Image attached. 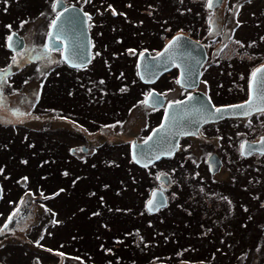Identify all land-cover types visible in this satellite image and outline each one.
Wrapping results in <instances>:
<instances>
[{"label": "rangeland", "instance_id": "rangeland-1", "mask_svg": "<svg viewBox=\"0 0 264 264\" xmlns=\"http://www.w3.org/2000/svg\"><path fill=\"white\" fill-rule=\"evenodd\" d=\"M67 1L91 21L94 58L77 69L45 46L56 0H0V228L22 208L0 234V264H264V153L240 150L264 135V113L204 125L189 138L194 160L184 149L140 168L129 150L160 122L148 91L186 93L176 70L144 85L139 53L191 33L221 49L201 87L217 102L240 99L264 59V0H224L216 12L208 0ZM11 31L25 39L19 51L6 47ZM223 61L232 72L222 77ZM211 152L222 157L216 173ZM157 186L168 204L149 213Z\"/></svg>", "mask_w": 264, "mask_h": 264}, {"label": "water", "instance_id": "water-1", "mask_svg": "<svg viewBox=\"0 0 264 264\" xmlns=\"http://www.w3.org/2000/svg\"><path fill=\"white\" fill-rule=\"evenodd\" d=\"M222 1L212 0L211 7H209L208 1V7L216 8ZM55 5H57L56 8H62L58 13H63V16L61 20L57 21V27H52L51 23L46 44L53 48L62 47L64 61L69 66L79 67L86 65L91 60L92 48L85 12L77 5L64 7L63 0H59V2L56 0ZM56 16L52 22L56 20ZM10 37L11 39H9ZM6 45L12 50H20L25 46V39L18 32L12 31L6 39ZM206 58L207 52L202 42L187 33L176 32L163 44L158 52L151 54L149 50H143L138 55L136 62L137 72L143 82L152 83L163 72L170 70L176 65L179 70L178 80L181 81L179 84L193 87L198 84L201 66ZM261 67H264V62L257 68ZM262 95H264V85L258 84L252 77L249 82V94L246 99L218 106H214L211 99L200 90L193 91L179 100L166 102L162 93L156 89H151L146 95V104L150 106H163L165 104L164 111L160 122L149 131L143 140L137 141L134 139L130 143L131 157L138 165L146 166L157 159L170 156L178 149L180 137L182 135L198 134L202 124L225 117L247 116L254 111H258H249L231 106L242 105L252 99V108L260 109L264 107V101L261 99ZM217 109H221V111L217 112ZM162 124L164 125L163 128H161ZM79 149L87 151L88 148L85 145H81ZM240 150L244 156L253 152L264 153V135L256 140H243ZM206 160L211 173L220 170L222 160L217 152L209 153ZM158 179L163 183H167L169 176L162 172L158 175ZM1 195L2 187L0 182V199ZM160 200L165 202L164 206L167 204V197L163 189L155 187L151 191L150 198L146 201V208L150 212L157 211L160 207H153V202ZM146 264L173 263L154 261Z\"/></svg>", "mask_w": 264, "mask_h": 264}, {"label": "flooded vegetation", "instance_id": "flooded-vegetation-1", "mask_svg": "<svg viewBox=\"0 0 264 264\" xmlns=\"http://www.w3.org/2000/svg\"><path fill=\"white\" fill-rule=\"evenodd\" d=\"M65 1V4L68 6V5H76V4H69L70 2H68L67 0H64ZM224 3V0L222 1V4ZM222 4H221V6H222ZM55 5V4H54ZM77 6H79V5H77ZM80 7V6H79ZM81 8L86 12V14H87V16H88V18H89V25L91 26V21H90V15H89V13L87 12V10L83 7V6H81ZM220 8V7H219ZM218 8V9H219ZM218 9H216V10H212V11H214V12H216ZM58 10H56V12H57ZM59 12V11H58ZM57 12V13H58ZM215 15H216V13H215ZM48 30H49V28H48ZM50 31V30H49ZM48 32V31H47ZM48 33H46V35H47ZM92 38V37H91ZM206 45V44H205ZM46 46H47V50H48V52L49 53H51V52H54V51H58V52H60L61 53V56H62V49H52V48H50L47 44H46ZM206 51H207V59H206V61L204 62V64H203V66H202V68H201V75H200V79H199V82H198V85L196 86V87H193V88H185V87H183V86H180L182 89H183V93H185L184 95H186L187 93H189V92H191V91H194V90H201V91H203V92H205L209 97H210V99L212 100V102L214 103V105H220V104H226V103H231V102H237V101H241V100H243V99H245L247 96H248V93H249V82H250V79H251V76H252V73H253V71L254 70H252V72L250 73V77H249V81H248V84H247V88H246V92H245V95L242 97V98H240V99H237V100H232V101H225V102H217L215 99H214V97L213 96H211V93L207 90V88H202L201 87V85H203V81H206V79H205V77H204V69H207L208 67H210V65L211 64H218L219 63V61H221L222 59H220V52H221V49L220 48H216V49H213L211 46H207L206 45ZM224 59V58H223ZM216 60V61H215ZM264 61V59L263 60H261L260 62H258V64H257V66L260 64V63H262ZM65 64V63H64ZM221 64H222V66L221 67H218V69H217V75H219V76H225L226 74H220L219 72L221 71V72H225V73H227V74H229V73H231L232 72V69L230 68L229 70H227V68H226V66L224 65L225 64V61H223V62H221ZM66 66H68L67 64H65ZM256 66V67H257ZM68 67H70V68H72V69H75V68H73V67H71V66H68ZM255 67V68H256ZM254 68V69H255ZM172 70H176L177 71V73H178V69H177V67H174ZM236 72V71H235ZM238 72V71H237ZM213 78H216V76H214ZM219 80H221V79H219ZM219 80H217L218 81V83H219ZM221 82V81H220ZM201 84V85H200ZM222 84V83H221ZM226 86H228V85H224V86H222L223 88L224 87H226ZM184 95H182V96H184ZM176 99H179V97H176V98H174V99H172V100H176ZM169 100V99H168ZM167 100V101H168ZM146 103V102H145ZM264 112H260V113H257L256 115H260V114H263ZM208 124H214V123H205V124H203L202 126H201V128H200V131H199V134L198 135H200L198 138H200V137H203V136H205L204 135V132H205V130H202V127L204 126V125H208ZM189 138H194V136L193 135H187V136H181L180 137V140H179V149H180V151L181 150H184V149H187L188 150V152H187V156L184 158L185 160L189 157L190 159H192V160H194V157H193V152L191 151V143H190V140H189ZM186 142H189L187 145H185L186 144ZM206 156H207V154L205 155V158H206ZM221 156V155H220ZM221 159H222V157H221ZM16 213H17V216H16V218L14 219V221H17L18 220V218H19V216L21 215V213H22V208H21V206H19L18 208H17V211H16ZM9 217V216H8ZM8 220H6V221H4V223L2 224V228H3V226L5 225V223L7 222ZM14 221L12 222V223H14ZM10 224V225H13V224ZM6 230V229H5ZM3 234H5L4 232L2 233V235Z\"/></svg>", "mask_w": 264, "mask_h": 264}, {"label": "snow or ice", "instance_id": "snow-or-ice-1", "mask_svg": "<svg viewBox=\"0 0 264 264\" xmlns=\"http://www.w3.org/2000/svg\"><path fill=\"white\" fill-rule=\"evenodd\" d=\"M58 2H59V0H58ZM56 6L57 5H53V8L55 9ZM211 6H212V0H209V7H211ZM113 14H115L114 10H113ZM85 15H87V14H85ZM62 16H63V13H58L57 14L56 20H54L52 22V27H54V28L57 27V21L61 20ZM50 35H51V33H50ZM9 39H11V37ZM61 43H62V41H61ZM258 75H259V79L257 80ZM252 79L254 81H256L258 84L264 85V67L257 68L252 73ZM5 82H6L5 76L3 74H0V85H2ZM177 83L179 84V83H181V81L177 80ZM250 87H251V85H250ZM261 99H262V101H264V95L261 96ZM2 101H3V96H2V94H0V102H2ZM177 103H180V102H177ZM252 105H253V101H252V99H250L249 101L245 102V104L235 105V106H231V107L240 108V109H246V110H249V111L250 110H261V111H264V107H262L260 109H253ZM216 111L220 112L221 109H217ZM163 127H164V125L162 124L161 128H163ZM149 139H151V137H149ZM242 147H243V145H242ZM0 171H2V170H0ZM24 179L26 180L27 178H24ZM164 203L165 202L163 200H160L158 202H153V207H162V206H164ZM16 216H17V213L14 212L8 217V221L5 223L3 228H0V234H2L5 229H8L9 224H11L14 221Z\"/></svg>", "mask_w": 264, "mask_h": 264}, {"label": "bare ground", "instance_id": "bare-ground-1", "mask_svg": "<svg viewBox=\"0 0 264 264\" xmlns=\"http://www.w3.org/2000/svg\"><path fill=\"white\" fill-rule=\"evenodd\" d=\"M64 1V0H63ZM222 4V3H221ZM221 4L217 7V8H219V7H221ZM65 6H67L66 4H65V1H64V7ZM55 9L56 10H58V11H60L62 8H56L55 7ZM210 9H212V8H210ZM213 9H216V8H213ZM83 10V9H82ZM84 11V10H83ZM85 12V11H84ZM85 14H86V12H85ZM87 16V15H86ZM87 20H88V27H89V32H90V25H89V18H88V16H87ZM90 37H91V32H90ZM194 38V37H193ZM196 39V38H195ZM198 40V39H197ZM199 41V40H198ZM201 42V41H200ZM203 43V42H202ZM204 44V43H203ZM91 45H92V42H91ZM204 46H205V48H206V45L204 44ZM50 48H52V49H62V47H50ZM174 67H176V66H174ZM173 67V68H174ZM74 68V67H73ZM172 68V69H173ZM200 75H201V70H200ZM200 75H199V79H200ZM199 79H198V82H199ZM198 85V84H197ZM201 91V90H200ZM203 92V91H202ZM149 107H151V108H160L161 106H150L149 105ZM260 112H264V111H261V110H258V111H254V112H252L251 114H249V115H247V116H252V115H254V114H257V113H260ZM247 116H235V117H225V118H228V119H231V118H244V117H247ZM225 118H222V119H220V120H217V121H209V122H207V123H215V122H218V121H221L222 120V122H223V120H225ZM253 153H259V152H253ZM253 153H251V154H253ZM251 154H249V155H251ZM259 154H261V153H259ZM249 155H247V156H249ZM244 156V155H243ZM246 157V156H245ZM218 172V171H217ZM216 173V172H215Z\"/></svg>", "mask_w": 264, "mask_h": 264}, {"label": "trees", "instance_id": "trees-1", "mask_svg": "<svg viewBox=\"0 0 264 264\" xmlns=\"http://www.w3.org/2000/svg\"><path fill=\"white\" fill-rule=\"evenodd\" d=\"M188 6H190V5H188ZM191 8V7H190ZM187 10H189V9H186V14H188V15H190V13H189V11H187ZM193 20H197V15L195 14L194 15V19ZM189 24V23H188ZM189 35H191V36H193L194 38H198V37H196L195 35H193V34H191V33H189ZM144 85H146L145 83H143ZM187 150V149H186ZM180 151V150H179ZM178 151V152H179ZM187 152H188V150H187ZM185 154H187V153H185ZM184 161H187V160H184ZM136 165V164H135ZM137 166V165H136ZM139 167V166H138ZM141 168V167H140Z\"/></svg>", "mask_w": 264, "mask_h": 264}]
</instances>
